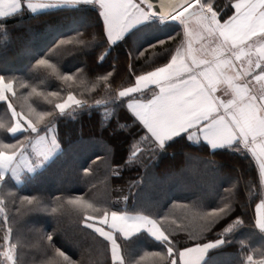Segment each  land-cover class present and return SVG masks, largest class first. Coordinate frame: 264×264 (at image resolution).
<instances>
[{"label":"snow or ice","instance_id":"1","mask_svg":"<svg viewBox=\"0 0 264 264\" xmlns=\"http://www.w3.org/2000/svg\"><path fill=\"white\" fill-rule=\"evenodd\" d=\"M69 9L90 12L83 30L58 40L28 74L0 75V264H26L25 230L45 264H82L68 253L78 241L66 218L74 233L103 246L106 264H141L145 256L156 264H264V0H0V57L13 49L24 16ZM161 25L167 35L145 47ZM61 48L82 66L65 71L56 58ZM121 68L126 82L117 85ZM40 69L37 86L31 77ZM89 74L106 90L103 100L73 94ZM52 80L63 88L51 90ZM94 112L95 133L86 135L81 125L66 144L61 125ZM88 149L97 159L79 171L80 179L102 170L105 184L126 185L127 195L109 201L87 192L14 191L39 181L58 161L75 167L69 156ZM170 150L188 159L203 153L214 171H220L217 156L247 162L226 190L231 195L196 213L195 230L175 220L170 227L159 202L154 213L119 207L135 204L146 181L163 188L170 177L159 165ZM131 169L134 179L124 176ZM9 204L18 215L9 214ZM41 217L52 222L51 232L36 226ZM141 243L151 250L141 255Z\"/></svg>","mask_w":264,"mask_h":264},{"label":"trees","instance_id":"2","mask_svg":"<svg viewBox=\"0 0 264 264\" xmlns=\"http://www.w3.org/2000/svg\"><path fill=\"white\" fill-rule=\"evenodd\" d=\"M49 14H44L45 10L31 16H24L25 27L21 29L14 38L13 49L6 57H0V75L24 76L33 70L36 59L47 54L58 40L70 35H75L77 31L83 30L90 15L88 10H46ZM11 23V22H10ZM167 35L165 26L161 25L159 29L152 30L146 38L144 46L148 42L154 43L156 39H163ZM2 40V38H0ZM56 58H62L61 67L65 71H75L80 65V60L67 48H61L56 53ZM43 69L36 70L31 79L37 86H41L39 75ZM126 82L123 79V68H121V77L116 80L120 85ZM51 90L63 88L57 80L48 82ZM77 99L87 98L94 103L95 99L103 100L107 92L96 80L95 76L89 74L83 78V82H78L73 93ZM70 111V110H69ZM99 114L93 113L92 116L84 114L79 123L67 121L61 125L62 136L65 137V143H70L75 137L77 129L83 125L85 134H94L95 127L93 121ZM0 119H3L0 113ZM123 148V146H121ZM98 153L93 149L76 152L75 156H69V161L75 159V167L68 168V161L57 162L50 169L49 173L41 177L39 181H31L16 186L14 191L22 194H32L36 196L60 195L61 191H68L72 195H83L89 193L91 197L99 200H115L128 194L126 185L112 183L111 186L105 184V178L102 170L97 171L92 176L80 179L83 168L89 167L97 159ZM119 159V153L117 154ZM208 157L203 153H192V158H186L183 152L169 151L159 167L167 170L168 182L161 188L159 184L146 181L145 185L139 190L135 204L125 206L123 203L119 207H128L129 211L144 210L147 212H156V202L162 205V211L169 216V226L175 227L170 222L175 220L189 229L195 230L199 226V220L196 213L207 206L219 204L224 197L231 195L230 190L234 183V177L238 174L239 168L247 167V162L242 158L233 155L217 156L214 159L220 161V171L210 169L207 164ZM124 176L134 179L136 170H126ZM258 179V177H257ZM122 183L123 181H118ZM122 187L123 191H113V188ZM136 192V189H133ZM3 195V194H0ZM247 195L246 193L244 194ZM259 202L258 200L256 201ZM10 215H18L11 204L8 205ZM254 210V204H253ZM249 216L252 212L248 213ZM23 223V218L21 217ZM36 226L44 228L51 232L54 225L45 217L38 218ZM65 227L69 235L74 236L78 241V246L68 245V253L74 260L82 261V264H106V255L103 246L99 244L92 236L86 233L73 232L74 225L70 218H66ZM0 232V236H2ZM21 239L30 244L29 247H23L21 255L26 264H45V255L43 250L34 242L27 239V232L22 231ZM61 245H66V241L60 239ZM253 245L260 248L261 241L256 238ZM141 255L150 249V246L141 243L136 246ZM216 253L210 254V256ZM139 259V257H136ZM157 258L145 256L141 264H156Z\"/></svg>","mask_w":264,"mask_h":264},{"label":"crops","instance_id":"3","mask_svg":"<svg viewBox=\"0 0 264 264\" xmlns=\"http://www.w3.org/2000/svg\"><path fill=\"white\" fill-rule=\"evenodd\" d=\"M42 11H44V10H42ZM42 11H41V12H42Z\"/></svg>","mask_w":264,"mask_h":264}]
</instances>
